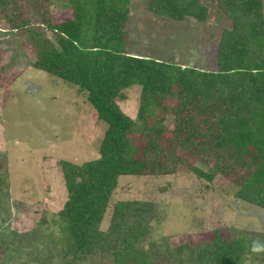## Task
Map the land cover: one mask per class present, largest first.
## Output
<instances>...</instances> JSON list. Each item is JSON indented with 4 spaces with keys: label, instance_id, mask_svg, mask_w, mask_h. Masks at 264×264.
Instances as JSON below:
<instances>
[{
    "label": "trees",
    "instance_id": "trees-1",
    "mask_svg": "<svg viewBox=\"0 0 264 264\" xmlns=\"http://www.w3.org/2000/svg\"><path fill=\"white\" fill-rule=\"evenodd\" d=\"M46 1H60L72 18L52 22L42 12L32 28L29 18L19 20L7 9L10 0H0V13L8 31L24 30L35 56L32 67L84 93L105 125L96 158L59 161L66 192L55 222L62 264L94 257L151 264L143 244L156 218L153 203L116 202L100 229L119 176L159 177L184 169L211 182L220 175L237 188L235 198L264 210V0H210L231 19L220 33L215 70L127 54L130 0ZM147 9L163 19L207 17L200 0H148ZM133 85L140 87L134 119L116 102ZM246 244L242 234L224 240L215 232L195 245H165L160 264H236ZM149 245L154 252L156 244Z\"/></svg>",
    "mask_w": 264,
    "mask_h": 264
},
{
    "label": "rangeland",
    "instance_id": "rangeland-1",
    "mask_svg": "<svg viewBox=\"0 0 264 264\" xmlns=\"http://www.w3.org/2000/svg\"><path fill=\"white\" fill-rule=\"evenodd\" d=\"M200 1L207 7L203 22L157 18L148 11V0H130L124 26L125 52L215 70L220 33L230 28L231 19L215 2ZM9 8L20 16L19 20L29 18L32 28L42 12L52 22L72 18V12L61 9L60 1L10 0ZM29 10L32 12L27 14ZM6 12L10 14V10ZM2 14L0 264H62L56 243L61 234L55 222L66 192L59 161L80 164L96 158L105 125L97 120L84 93L32 67L35 56L24 30L8 31ZM47 36L55 41L53 34ZM139 90L133 85L116 99L121 111L132 119ZM166 125H171V118ZM236 189L220 175L207 182L184 169L159 177L119 176L100 229L107 227L114 203L148 201L156 207V218L150 222L149 236L143 244L151 264H160L165 245H195L211 240L215 232L224 240L241 234L244 237L245 256L236 264H264V255L249 252L252 241H264V210L235 198ZM150 243L156 244L154 252ZM78 264L112 263L107 257H94Z\"/></svg>",
    "mask_w": 264,
    "mask_h": 264
},
{
    "label": "clouds",
    "instance_id": "clouds-1",
    "mask_svg": "<svg viewBox=\"0 0 264 264\" xmlns=\"http://www.w3.org/2000/svg\"><path fill=\"white\" fill-rule=\"evenodd\" d=\"M249 252L251 255L261 256L264 255V241L254 240L252 241ZM251 255L249 256V260L251 259Z\"/></svg>",
    "mask_w": 264,
    "mask_h": 264
}]
</instances>
